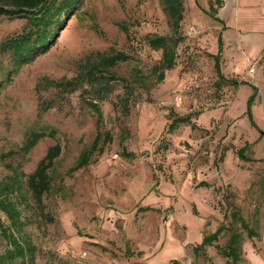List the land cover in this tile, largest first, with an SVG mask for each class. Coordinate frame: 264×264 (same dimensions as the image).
<instances>
[{"label": "rangeland", "instance_id": "obj_1", "mask_svg": "<svg viewBox=\"0 0 264 264\" xmlns=\"http://www.w3.org/2000/svg\"><path fill=\"white\" fill-rule=\"evenodd\" d=\"M234 6L227 0L212 15L206 0H184L178 65L162 82L153 73L162 53L143 39L177 38L162 0H84L50 51L12 72L0 90V182L13 170L33 173L57 143L62 154L49 172L53 188L44 200L48 216L30 199L20 203L17 195L12 198L23 225L13 228L8 216L0 214V254L9 247L2 231L12 226L11 232L37 248L34 264H225L220 247L235 232L243 236L239 264H264V53L248 61L237 78L222 64L228 81H220L212 56L219 50L220 32L235 33ZM25 25L24 18L0 15V45ZM193 27L196 33L190 34ZM117 52L131 59L101 66L97 73L119 78L100 101L103 130L113 139L88 167L70 173L98 133V113L84 99L97 94L86 81L88 66ZM0 67L14 70L1 51ZM73 78H78L76 90L74 85L49 87L50 82ZM127 82L135 90L125 115L120 100ZM257 86L252 122L247 111ZM177 96H182L180 106ZM46 100L52 106L41 113L39 105ZM228 107L224 119L209 128L195 120L206 110ZM173 112L193 114L196 127L182 124L167 132ZM41 129L54 130L56 138L41 140L28 155L3 159ZM146 207L154 209H141ZM234 214L259 235L249 238ZM220 227L224 229L217 240L202 246Z\"/></svg>", "mask_w": 264, "mask_h": 264}, {"label": "trees", "instance_id": "obj_2", "mask_svg": "<svg viewBox=\"0 0 264 264\" xmlns=\"http://www.w3.org/2000/svg\"><path fill=\"white\" fill-rule=\"evenodd\" d=\"M84 0H0V15L7 16L10 19L24 18L27 20L22 31L12 37L6 39L0 45V51L6 53L14 64V70L8 71L3 67H0V90L3 83L6 80L11 79L12 72L18 73L24 66L33 63L39 57L47 54L53 45L56 43L60 33L63 31V27L71 17L75 16L82 7ZM164 10L168 14L172 21V26L177 38H167L160 35H146L143 39L147 45L155 51L162 53V58L157 65H155L153 73L157 76V81L162 82L167 72L175 69L178 65L177 61V49L181 42L180 28L184 20V0H162ZM212 15L217 12V9L223 6V0H211ZM118 26L126 33L128 38L131 37L129 28L120 23ZM220 47L218 54L212 56L215 59V68L219 76L220 81H228L226 76L222 72L221 56H222V37L219 38ZM131 56L117 52L113 55H104L101 57L100 62L93 63L88 66L89 70L85 77L88 84L96 91V96L93 100L84 99L88 102L97 113V128L98 133L93 144L82 151L77 161V164L70 169V173H74L80 169L88 167L95 155H102L105 153V143L108 144L112 141L113 137L109 131L103 130V114L101 111L100 101L107 99L105 91L110 87V83L119 79L117 76H104L97 73L101 70V66L115 67L120 62L130 60ZM84 77V78H85ZM78 78L72 80H62L61 82H50L49 87L68 88L76 84ZM235 84L238 82L234 81ZM127 88L126 96L121 98L120 103L123 107L124 114H128L130 108L131 95H133L135 86L131 82L125 84ZM42 86H37V91H41ZM76 90V85L73 86ZM255 95L251 97L247 114L250 120L253 122L252 106L254 104L258 89L254 87ZM89 91V90H88ZM90 92V91H89ZM118 105L117 103H114ZM52 104L49 101H43L39 105L40 112H46L51 108ZM172 114V113H171ZM172 121L167 125V132H175L180 125H191L196 127L193 122L194 115L189 114L186 116H175L174 112L170 116ZM254 124V123H253ZM255 125V124H254ZM56 138L54 130L41 129L33 131L26 138L23 146L19 151H10L3 154V159L8 156H12L16 153L22 155H28L37 146V144L47 138ZM104 140V141H103ZM103 141V143H102ZM103 144V145H102ZM62 154V146L57 143L51 146L46 156L38 163L37 168L31 174L19 173L17 170H13L14 174L9 177L5 182H0V214L5 213L11 220L13 228H19L23 225L21 221V210L18 209V204L12 197L17 195L20 197V203H27L32 200L37 208H39L43 216H48L44 213L45 210V198L50 194L53 188V181L50 176V170L55 166L56 159ZM127 156H134L133 154L126 153ZM23 178H26L25 183ZM143 210H153L154 208L146 207L141 208ZM235 221L241 223V227L248 234L249 238H255L259 234L256 229L251 227L241 216L234 214ZM1 224V222H0ZM10 228H4L2 231L4 235L9 238V247L7 251L0 254V264H16L17 261H21L23 264H34L35 253L37 248L31 244L28 238H21L16 236L14 232H11ZM224 227H220L219 230L207 236L202 246L211 245L217 240L219 234L223 231ZM242 240L243 236L240 233H233L226 246L220 247V252L226 258L225 264H239L242 260ZM200 247L194 248L195 252H198Z\"/></svg>", "mask_w": 264, "mask_h": 264}, {"label": "crops", "instance_id": "obj_3", "mask_svg": "<svg viewBox=\"0 0 264 264\" xmlns=\"http://www.w3.org/2000/svg\"><path fill=\"white\" fill-rule=\"evenodd\" d=\"M206 1L208 4L211 2V0ZM229 1L235 4L234 8L235 14L237 15V24L235 25V33H229L227 29H223V31L220 32L223 44L221 66L223 64V67L229 68V73L232 77L237 78V73L241 74L245 68H247L248 61L252 58L261 57L264 53V0ZM226 2L227 0H223V6L219 9L223 8ZM241 12H243V16ZM218 52L219 50L213 52V54L216 55ZM257 96L258 92L256 99ZM228 109L229 107L206 110L201 112L195 120L201 126L209 128L214 120L222 121L225 116L224 113L228 111ZM253 117L255 118L254 109Z\"/></svg>", "mask_w": 264, "mask_h": 264}, {"label": "built area", "instance_id": "obj_4", "mask_svg": "<svg viewBox=\"0 0 264 264\" xmlns=\"http://www.w3.org/2000/svg\"><path fill=\"white\" fill-rule=\"evenodd\" d=\"M189 33L190 34H195L196 33V29L194 27L191 28L190 31H189ZM254 72H255V69L252 68L251 71H250V73H254ZM176 104H177V106H180L182 104V96H177L176 97Z\"/></svg>", "mask_w": 264, "mask_h": 264}]
</instances>
